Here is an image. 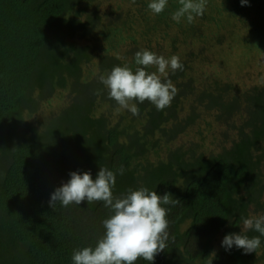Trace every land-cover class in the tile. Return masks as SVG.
Returning <instances> with one entry per match:
<instances>
[{"label": "trees", "instance_id": "1", "mask_svg": "<svg viewBox=\"0 0 264 264\" xmlns=\"http://www.w3.org/2000/svg\"><path fill=\"white\" fill-rule=\"evenodd\" d=\"M79 1L0 0V264H73L74 250L94 248L105 234L102 222L112 210L103 201L85 200L67 207L57 202L52 208L49 200L70 172L88 171L95 179L100 168L116 174L114 198L146 187L180 201L162 205L168 209L169 221L165 250L152 262L140 258L135 264H263L264 236L254 230L246 234L260 236L255 252L246 254L235 245L212 251L209 246L216 233L231 234L247 218L250 207L255 212L261 206L264 174L258 167L264 162V88L251 86L241 96L226 97L231 87L217 79L195 93L190 82L175 85L193 95L185 116L173 122L179 110L177 92L163 110L149 105L140 128L133 132L106 127L104 117L91 114L92 100L74 104V111L64 117L66 126L58 120L52 127L35 128L23 118L36 111L44 91L63 87L68 77L76 79L80 58L91 56V47L78 46L71 37L74 30L92 29L88 23L97 19L92 11L83 12L84 22L76 21ZM167 5L173 7L172 1ZM206 5L199 19L218 11L215 1L207 0ZM220 34L219 39L225 36ZM99 53L100 70L109 73L119 66L104 49ZM101 77H97L100 82ZM196 102L207 111L216 109L217 121L233 132L231 138L223 134L227 143L218 152L201 154L193 145L185 151L170 148L178 122L193 121L190 111ZM136 104L140 113L148 101ZM166 121L171 123L164 125ZM122 135L128 142L118 140ZM149 139L155 147L170 142L164 146L166 161L129 166L134 154L129 149L136 147L142 155ZM66 157L72 161L66 163ZM262 197L264 204V191Z\"/></svg>", "mask_w": 264, "mask_h": 264}, {"label": "rangeland", "instance_id": "2", "mask_svg": "<svg viewBox=\"0 0 264 264\" xmlns=\"http://www.w3.org/2000/svg\"><path fill=\"white\" fill-rule=\"evenodd\" d=\"M171 1L173 7L167 5L165 10L157 15L147 7L150 0H80L76 5L80 8V14L74 17L75 20L84 22L86 13L83 12H89L91 15L92 11H95L93 15H96L97 19L88 23L92 29L87 32L81 29L74 30L71 37L76 45L91 47V56L80 58L76 79L68 77L63 87H53L49 92L44 91L40 99H37L36 111L28 113L27 116L23 115V118L32 121L35 128H43L50 124L49 127H52L58 120L66 126L64 117L74 111V104L92 100L91 114L94 117H104L106 127L128 129L132 132L139 129L144 111L152 103L148 101V105L141 108L138 115H133L128 109L116 111L119 105L116 101L108 99L109 90L98 79L100 75L106 76L108 73L100 70L98 66L99 49H104L106 53L115 57V63L119 66L128 64L133 69L137 67L134 63L137 51L147 49L165 58L179 56L183 68L175 72L169 69L164 79L171 80L174 85L179 86L190 82L194 93L209 85L213 79L231 87L226 97L232 94L235 97L241 96L245 92H250L251 86L264 88V0H247L245 4H241V0H212L215 1L218 11L211 18L207 14L205 18L200 19V16H196L191 23L187 21L186 16L182 17L180 22L172 19L180 5L178 0ZM207 6L205 11L208 9ZM67 16L71 14L68 12ZM220 33H225V36L219 39ZM148 71L156 69L152 67ZM179 72L182 77H178ZM178 92L179 110L176 113V120L173 121L176 124L187 113L189 104L193 103V95L189 94V90ZM100 95L106 98L103 99ZM196 104L193 107L194 111H190L194 116L193 121L178 122V128L175 127V140L171 141L174 145L171 144L170 148L177 146L185 151L193 145L201 154L218 152L219 147L227 143L223 140V134L227 133L231 138L233 132L229 131L224 123L217 121L216 109L207 111L203 104L197 102ZM241 112L242 110L238 109V113ZM169 123L171 121L163 124ZM118 140L128 142L127 137L123 135L119 136ZM151 142L149 139L143 146L145 151L142 155L138 153L136 147L129 149L130 153L134 152L129 166L135 163L139 168V164L145 160L153 163L156 159L166 161L167 152L164 146H169L170 142L157 143V147L151 146ZM69 159L72 161L70 157H66L65 162H69ZM0 162H3L2 158ZM258 168V172L264 174V162L261 161ZM263 191L264 187L259 199L261 206L255 212L250 207L251 212L249 211L247 218L255 213L256 216L264 215ZM185 223L183 222L180 228H183ZM242 228L243 221L236 230L231 231V234L241 231ZM222 232L215 234L210 242V250L215 251L222 246L221 242L227 235ZM261 262L264 264V261Z\"/></svg>", "mask_w": 264, "mask_h": 264}, {"label": "clouds", "instance_id": "3", "mask_svg": "<svg viewBox=\"0 0 264 264\" xmlns=\"http://www.w3.org/2000/svg\"><path fill=\"white\" fill-rule=\"evenodd\" d=\"M245 3L247 0H241V4ZM167 4L168 0H150L147 7L159 15ZM178 4L180 6L172 19L180 22L186 16L191 23L196 16L204 14L207 0H178ZM134 63L137 65L135 69L128 64L115 66L101 77V83L109 90V97L119 105L116 111L128 109L133 115H138L137 104L132 102L143 103L146 100L157 110L169 107L178 89L171 80L164 78L169 69L175 72L183 68L179 56L165 58L145 49L135 53ZM152 67L156 71H148ZM120 174H123V169ZM69 176L67 182L50 194L49 204L52 208L57 202L67 207L70 204L79 205L85 200L88 203L103 201L113 212L102 222L105 234L94 248L86 246L73 251V264H135L140 258L152 262L158 253L165 250L169 221L168 209L162 205H174L179 200L173 199L169 193L158 195L146 187L130 190L114 198L112 189L116 174L107 168H100L95 179L88 171H72ZM250 230L264 236V215L244 219L240 233L225 235L222 246L227 250L235 245L246 254L255 252L261 240L260 236L249 237L246 233Z\"/></svg>", "mask_w": 264, "mask_h": 264}]
</instances>
